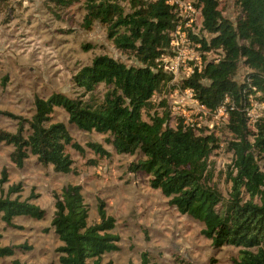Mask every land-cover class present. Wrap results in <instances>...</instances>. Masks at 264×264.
Instances as JSON below:
<instances>
[{
  "label": "trees",
  "instance_id": "obj_1",
  "mask_svg": "<svg viewBox=\"0 0 264 264\" xmlns=\"http://www.w3.org/2000/svg\"><path fill=\"white\" fill-rule=\"evenodd\" d=\"M50 1L61 10L77 2ZM193 1L202 11V32L210 37L189 31L202 60L181 82V88L192 89L208 109L225 106L229 112L226 129L232 140L228 149L234 158L228 174V198L212 183L210 159L221 147L216 132L206 133L205 127L187 124L182 116L172 126L166 101L158 106L165 108L163 111L153 102L174 78L158 62L170 52V33L179 21L170 0H84V28L90 29L96 22L106 25L109 39L137 64L128 65L107 55L95 57L72 78L83 91L80 97L62 93L47 99L37 97L32 118H19L15 133L0 129V143L13 147L10 159L18 168L34 156L57 173H72L74 160L68 149L81 156L86 149L66 124L54 122L56 110L63 109L69 124L79 130L108 135L106 142L118 154L141 156L128 171L148 175L150 186L169 198L181 215L202 223V234L215 249L240 248L236 264H264V109L254 125L246 115L251 99L264 104V0H236L241 16L235 23L223 16L219 0ZM212 54L217 58L211 59ZM242 66L249 71L246 81L239 83L236 76ZM101 85L106 89L102 100L96 97ZM87 147L101 158L111 157L101 143L88 142ZM1 176L4 185L8 182L6 169ZM20 190L21 184L12 185L0 197V221L15 229H21L16 224L18 218L41 221L47 214L30 200L13 199ZM54 198L51 226L62 243L60 263L113 264L105 263L104 256L120 251V237L114 233L116 219L108 214L105 201L98 202L99 221L90 224L81 185H68L61 193L55 192ZM2 238L0 232V259L32 249L26 244L3 246ZM13 264L21 263L15 260ZM140 264L159 263L145 251Z\"/></svg>",
  "mask_w": 264,
  "mask_h": 264
},
{
  "label": "rangeland",
  "instance_id": "obj_2",
  "mask_svg": "<svg viewBox=\"0 0 264 264\" xmlns=\"http://www.w3.org/2000/svg\"><path fill=\"white\" fill-rule=\"evenodd\" d=\"M219 1L223 16L237 22L241 11L236 0ZM123 5L128 9L127 1ZM85 14L84 0H77L63 10L50 0H0V112L6 113H0L1 130L15 133L19 118L31 119L37 97L47 99L54 93L80 97L83 91L74 85L72 78L97 56L107 55L128 65L137 64L109 39L106 25L96 22L90 29L84 28ZM194 26L198 36L210 37L202 32L201 21ZM196 48L194 44L184 46L187 61L201 62L202 56ZM209 56L217 58L215 54ZM248 71L242 66L236 80L244 83ZM183 77L181 74L173 78L162 93L153 97V102L158 107L161 101H166L172 112V126L185 110L191 116L190 121L205 127L206 133L216 132L221 147L210 159L214 169L212 183L228 198L231 189L228 174L234 158L228 142L232 136L223 118L213 122L210 116L199 119L192 113L194 107L181 88ZM105 91L101 85L96 97L102 100ZM253 103L259 105L258 112L263 109L260 105L263 103L257 100ZM164 109L158 107L160 111ZM68 120V114L58 108L54 122L66 124L73 138L86 149L85 156L68 149L74 160L72 173H57L51 166L44 167L34 156L23 168H18L10 159L13 147L0 143V179L3 169L8 173V182L0 184V197L8 193L10 186L21 184V190L12 198L30 200L47 212L41 221L16 219L21 229L10 228L0 221L3 246L26 244L32 248L0 259V264H13L15 260L21 264H61L58 249L62 243L51 222L55 213L54 193H61L68 185L82 186L90 224L99 221V200L105 201L108 214L116 219L114 233L120 237V251L105 255V263L140 264L141 254L148 251L159 264H236L240 248L215 249L212 241L202 234V223L181 215L169 198L150 186L148 175L128 171L129 165L141 156L120 155L106 142L108 135L81 131ZM88 142L103 144L111 157L94 154L87 147Z\"/></svg>",
  "mask_w": 264,
  "mask_h": 264
},
{
  "label": "built area",
  "instance_id": "obj_3",
  "mask_svg": "<svg viewBox=\"0 0 264 264\" xmlns=\"http://www.w3.org/2000/svg\"><path fill=\"white\" fill-rule=\"evenodd\" d=\"M170 3L175 5V12L179 21L176 24V28L170 33L172 39L170 52L166 55H163L162 58L158 60V62L165 72L174 76V79L175 77L184 74V77L182 78L184 80L193 74L194 68L196 66L201 65V62H194L193 59L190 61L186 60L184 56V46H187L188 44H194L189 36V31L191 30L193 35H198L194 32V25L197 24L198 21H201L203 24V15L201 9L195 7L193 0H170ZM191 64H193V66H190ZM183 92L192 103L191 105H193V109H196V112L192 109V113H194L195 116H198L199 119H202L204 116H210L213 118L212 121L214 122L216 118L219 119L221 117L223 118V121H225V124L228 123L229 112L225 106L212 111L206 106L200 104V102L196 99L192 89H183ZM250 101V106L246 108V115L250 119L251 125H254L258 118L262 116L264 104H260L262 105L263 109L258 112L257 109L259 105L254 104V100L252 99ZM226 102H229L228 98L226 99ZM181 116L186 119L185 122L187 124L194 125L195 122L190 121L191 116H187L185 110L182 111ZM211 128H214V125L211 126Z\"/></svg>",
  "mask_w": 264,
  "mask_h": 264
}]
</instances>
